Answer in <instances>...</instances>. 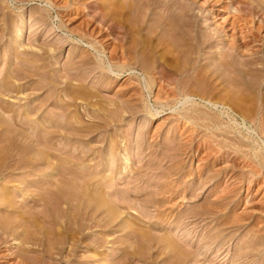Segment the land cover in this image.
<instances>
[{"label":"bare ground","instance_id":"bare-ground-1","mask_svg":"<svg viewBox=\"0 0 264 264\" xmlns=\"http://www.w3.org/2000/svg\"><path fill=\"white\" fill-rule=\"evenodd\" d=\"M89 1L90 0L63 1L65 8L76 7L77 9V7L80 6L81 8L82 6L84 11H80L78 8L80 11L79 13H82L83 16L88 15L86 18H90V20L84 19L86 22L84 21V24L81 23L83 25L82 27L78 26V28L73 30L66 29L65 32L69 38L74 39L73 37H75L78 39V41L84 43L88 48H92L95 54L94 57H92L91 54L93 53L90 51V49L86 50L84 52L86 54H81L79 60H68L67 64L69 65L66 64L67 67L63 66V70L66 72L64 73L65 75H56V71H58L56 70V61L54 60L51 62V60H47L56 56L55 54L59 52L64 46L65 40L53 41L50 39L51 35H49L48 37H44L43 41L48 46L51 45L52 47L46 46V48H44L45 46L43 43L42 45L44 47L35 49L36 45L34 47L31 45L29 47H32L30 51H21L22 53H19L20 56L19 54L16 55L19 68H17L18 66L16 68L13 67V71L9 76L3 75L2 79L0 78V107L3 110L12 112L7 117H5L0 112V179L4 181H2L3 188L0 187V213L2 212L0 214V264H7L8 262L7 255L9 254L4 252L10 250L11 248L9 247L10 244H8L10 239L14 240L13 244H18L19 246L15 252L16 260L18 258L17 264H48V261L53 258V254L59 255L62 259L61 256L64 255L62 253H66L63 258L65 259L64 264L65 262L66 264H69V262L75 260L78 252L80 251L79 249L97 252L103 259L109 255L107 253V244L109 246V243H113V245L118 243V251L121 250L125 252L123 255H121V257L123 256L122 258L110 257L112 261L114 259L113 264H131L135 258L141 260L144 258V261L149 264L151 262L149 260L152 257L148 258L145 251H143V256H145H142V244H140V242H145L143 245H148L149 250L147 246H145L147 248L146 249L142 245L143 249H146L147 251H150L154 246V260L152 259L154 264H218L217 254L218 251H220V247L218 245L224 240L225 237H220V231L217 229V232L214 234L211 233L210 235L207 234L210 231H206L207 233L203 234V238L201 240L197 239L195 242L192 241L194 240L192 239V234L196 231V229L189 233H185V229L184 233L180 234L181 236L178 235V237L169 232L170 230L168 231L165 229L166 231H162L161 235L156 236L157 234H153V238L151 234L152 232H150L151 227L160 229L158 231H161V229H164V226H162L164 222H168L173 216V211L166 213L168 211L165 210V212L161 209L164 206V199L168 197H164V193H171L172 189H175V186L177 185H174L173 183L171 184L170 182L165 183L159 186L155 192L150 189L148 190L149 186H137L138 181L141 180H138V177L137 179L134 178V176L137 172L139 173L143 167L144 169H147L145 166H148L149 162L146 161V164L140 163L139 166L134 168L132 157L129 153L132 150L131 147L129 148L131 145V138L128 135H126L128 137H125L124 134L122 136L123 139L121 138V140H118L113 138L115 136L108 135V137H106L104 134L109 126H113L112 123L114 124L116 121L123 120L125 113H127L129 116H134L140 111H146L151 114V118L162 116L161 112L165 109V107L170 106L172 99L177 98L178 94L180 93L179 90L184 92V89H180L181 85L179 83L181 81L179 82L177 78L179 73L178 68L180 67L179 60H182L180 57H185L184 59H187V61L194 59L195 61L193 60V63L190 64V66H193L196 62H199L200 57H202L201 53L207 46L211 44L216 31L210 32L207 31V29L205 30L204 26L200 27L196 21L197 15L191 11L193 9L190 8V5L183 3L184 1L107 0L106 3H101L99 0H92L91 2ZM207 1L209 0H205V2ZM224 1L226 0H216L215 3ZM253 1L228 0L223 4V7H226V9L229 5L228 2H231V5L237 4L234 9H232L233 17H231V23L235 31L238 29L237 33H240L239 42L241 46L245 48L250 44L249 42L251 40H257L259 37L262 42L264 39V0H255V3ZM50 3H52V7L56 8V17L59 18V24L61 25L63 14L70 13L69 11L71 8L64 10L62 9L63 6H60L59 4L57 5L56 3L55 5L53 2ZM173 5L176 6L175 9H173ZM154 8L158 9L157 13L156 11H153L155 10ZM150 9L151 12L148 13V10ZM130 10H133L132 12L135 11L134 13H137L138 17L140 14L142 16L148 14L149 16L154 15V17L155 13L157 14V17L151 18L154 21V25L152 24L150 27L152 28L153 32L156 29H160L161 32L163 29V31L166 32L165 34L167 37L164 36V38H162L159 36V43L156 42V44L158 43L157 46H161V49H158V47L155 46L156 44H154V50L149 49L150 51L146 50L147 53H145V51L142 49H140L142 50L141 52L135 47V41L131 39L132 32L135 30L132 28L131 24L128 23L129 18H127L131 13L128 16L126 15ZM211 14H213L212 11ZM35 16L31 20V17L28 18L26 22H29L30 24L32 22L33 24L40 22L37 24H41V26L43 25L46 27L47 24L44 22H47V19L50 17V10L45 9L44 12L41 11V14H37V16ZM256 16L257 21H255ZM143 18H146V16ZM146 20L142 19V22H145ZM248 20L253 23V25H255L253 27H248V29L245 30V27H241L242 25L240 22H244L243 26H245ZM0 21L2 22L0 30H3L0 32V41L4 37L10 39L13 36H11V33L15 31V34L17 35L14 34V36L16 37L15 41L17 43V41L22 38L21 34L23 33L24 29V26L22 25L23 23H21L20 26H15L10 23L11 21L8 22L6 17L2 18ZM133 21H135V17ZM135 24H137V22ZM198 26L201 28V30H199ZM226 34L227 33L224 31L223 36H226ZM38 36L41 37V33ZM40 37L31 40L36 43ZM231 40L232 39H229V42ZM236 49H238V45ZM138 53H142L143 55L141 54V56H144L146 61L152 62L150 64L146 63V65L142 64L140 69L141 73L134 72L137 71L136 66L134 67V62L139 60L137 59ZM23 54L24 56H22ZM102 54L106 56V60ZM7 55V64H9L10 58L14 56L12 54H8V52ZM217 56L209 55V58L212 60L210 64L212 63L213 66H215L214 69L218 70L216 66L223 64V62L228 64V66L231 65V52L220 55L224 56V61L221 63L220 61H217L219 59V56L218 59ZM41 61H43L42 64L40 63ZM37 62L41 65H36L38 64ZM185 62L183 65L187 64ZM190 62L191 61H189V63ZM209 66L210 65H208V67ZM221 66L222 65H220V67ZM223 66L220 69L225 68ZM246 66L248 65L246 64ZM239 69V71H241L242 68ZM243 70H246V68ZM230 71L235 70L233 69ZM126 72L128 75H132V78H134L133 86L126 91V93L129 94V99H124L123 101L117 103L112 101V103H110L112 107L110 108L107 107L109 105L104 106L102 103L104 100H101L103 98H101L102 94L100 93V88L110 85L109 79H112L111 74L120 77ZM224 73L226 74V72ZM33 77H37V79ZM13 79H19L21 81L22 79L32 80L33 82H30V90L33 91V94L34 92L36 93L43 91L45 93L48 91L49 93L45 97V100L50 101L49 105L50 107L52 105L54 110H50L47 116L44 115L45 117H41L42 112L39 113V111L42 108V104H45V102L42 103L43 99L39 100L40 102H38V104L36 102L35 104L34 102L30 101L24 105V110L21 108L23 113L19 111L20 109H18V107L15 109L12 106L11 109V106L9 107V102H4L3 95L10 93H15V95H17L18 93L24 91L22 88L23 83H16L14 82L15 80L12 81ZM85 82L90 83L92 90L90 87V89L87 88V86L84 84ZM182 82L184 81L182 80ZM162 83H164V85ZM171 83L180 86H176L175 89H172ZM165 84L170 86L166 87ZM153 85L159 87L157 92L154 94V101L160 108H156L154 112H152L151 109L147 107V101L145 98L146 95L144 93V89H146L150 95L152 93ZM93 88L95 90H93ZM27 89L29 90V88ZM60 90H67L68 92H66L67 94L65 93L66 95L59 100V96L57 95ZM122 95H124V93ZM222 97L225 98V96ZM22 99L26 98L23 96ZM132 99L138 100L140 103H137L136 101L135 103H132ZM185 99L186 101L189 99L192 100L191 95L186 94ZM211 101L208 100L209 103H212ZM79 103H81L80 105L83 104V106H85L83 108L84 111L83 109H80L82 113L79 110ZM192 105L194 106V104ZM228 107H226V109ZM13 108L15 110H13ZM190 108L192 109V107ZM2 109L0 111L3 112ZM247 110L248 109H246V111ZM186 113H182V116L185 119H189V116ZM84 116L89 117V120L83 122V118H85ZM195 117L196 116H194L192 119H195ZM190 120L191 118L188 121ZM148 135L149 133L146 132L144 134H140L139 138H133L135 139V144L137 143V145H139V150L137 149L138 151H136V154L138 155L136 156L141 155V152L145 153L144 150L146 149L145 144L147 143L146 141L148 140ZM55 137H58L57 141H53ZM95 149L98 150L95 151ZM95 152H97V155ZM97 156L100 157V160L98 159L95 161V164H97L98 167L91 163V161L96 159ZM133 157V159H138V162H142L143 160L141 156L138 158L135 157V154H133ZM51 158L54 159L52 160ZM26 164H30L31 168H29L32 170L30 172L27 171V174L25 173L26 176L24 174L25 177L16 179V181L18 180V183L16 182L17 184H13V186L16 185V187L13 189L14 191L7 190L6 187H9L7 185L13 183V180H15L13 175H15L17 172L16 170L22 165L24 166ZM38 165H45L48 171L46 173H39V171H37L36 173V170L42 169V167L40 168ZM38 173L40 174L39 179H36V177H38L36 176ZM34 175L36 177H34ZM127 177H133V180H130V178L127 179ZM122 180L128 184L131 182H137V184H133V186L131 185L132 187H127V189L124 188L125 190L121 191V189H123L122 187L120 191H116V188L117 190L120 188L118 187V182ZM178 182L180 183V181ZM113 192L115 195H113ZM20 193L24 194L25 196L27 195L28 199H23L24 201L19 200L20 202L15 200V197L20 196ZM140 195L143 196V198H140ZM137 205L141 206L139 211L135 208ZM151 207L156 211H154L155 213L153 217H156L157 220H154L152 223H150V221L149 225H146L145 223L142 225L143 227L139 226L136 221L145 222L143 221L144 219H141V216L147 215V213L150 211L149 208ZM133 208L136 210L134 211ZM124 209H133V212L131 213L134 215V217L132 216L130 219L128 216L129 221L122 218V214L124 213L125 218L127 217V212L124 211ZM191 210H188L187 212L184 211L185 213H178L179 215L175 217L178 219L176 222V227L174 226V228L180 229V227L182 228V226L193 222L196 225L195 227L193 224L194 228L198 227L199 219L197 215L193 216L195 218L189 216V214L192 212ZM204 210L209 212L208 208ZM195 212L197 213L198 211ZM199 212L201 211L199 210ZM137 213L138 215H141V218L136 215ZM192 214L195 213L193 212ZM196 220L198 222L195 223ZM93 226H97L99 229H101L98 231L100 232V235L92 236L89 234L88 229L92 228ZM108 227L109 229H107ZM111 228H113V230ZM114 233H118L116 238H112V234ZM150 242H153V244L150 245ZM31 244H35L41 249L38 248L37 251V249L29 247ZM246 247L247 246L244 248ZM242 249L243 248H239V250L237 249V252H233V254L230 256L229 263L226 264H236L237 261H240L241 264H244L243 262L246 263V259L250 258V252L246 250L244 251ZM30 251L34 252L35 255L30 256L28 254ZM46 258L48 260H46ZM115 258L118 259L115 261ZM16 260H14L15 262H13V264L16 263ZM84 260L85 259H82L81 262H84ZM50 261L49 264H56L50 263ZM262 264H264V262Z\"/></svg>","mask_w":264,"mask_h":264},{"label":"rangeland","instance_id":"rangeland-1","mask_svg":"<svg viewBox=\"0 0 264 264\" xmlns=\"http://www.w3.org/2000/svg\"><path fill=\"white\" fill-rule=\"evenodd\" d=\"M63 1L64 0H49V1L48 0H0V18L2 19L6 17L8 22L11 21L10 23H12L13 25L20 26L21 23H23L22 25L24 26L23 33L21 34L22 38L19 41H17V43L15 41L16 37L14 36V34L16 33L15 31L11 33V36L12 35L13 36L10 39H8L7 37H4L0 41V78L1 79L3 75L9 76L13 71V67L16 68L18 66L17 68H19L18 59L16 58V55H18L19 53L21 54L22 52H25L28 50L30 51L32 47L31 48L29 47L31 45L33 47L36 45L35 49L44 47V46H45L44 48H46V46L52 47L51 45L48 46L43 41V38L48 37L49 35H51L50 39H52L53 41H57V40L64 41L65 40L64 46L60 49L59 52L55 54L56 56L52 57L51 59L49 58V60H47V61L51 60V62L54 60L56 61V65H57L56 70H58L56 71V75H60V76L65 75L64 73L66 72L65 70H63V66H66L68 60H72V59L73 61L79 60L81 54L82 55L86 54L84 53L86 50L90 49V51L93 53L91 55L92 57H94L95 54L92 48H88L84 43L78 41V39L75 37H73L74 39L69 38L65 32L66 29L73 30V29L78 28V26L82 27L83 26L82 24L86 22L85 20L86 19L90 20V18H86L88 15L83 16L82 13H79L80 11L84 9L82 6L81 8L80 6L77 7V9L76 7L75 8L74 7L65 8L64 7L65 5H63L64 3ZM91 1L92 0H90L89 2ZM99 1L101 3H106L107 0H99ZM120 1H126V0H120ZM179 1L181 2L184 1L183 3L190 5V8L193 9L191 11L195 13V15H197L196 21L200 25V27L204 26V29L205 30L207 29V31H210V32L216 31V33L214 34V38L211 41V44L207 46L204 49V51L201 53L202 57H200V61L196 63L194 62L195 66L194 65L193 66L195 68L193 66H190V64L193 63L194 59L189 60L191 61L189 63L187 59H184L185 57L184 58L183 56L180 57L182 58V60L181 61L179 60L180 67L178 68L179 73H178L177 78L179 82L180 81L181 82L180 83L177 82V83L181 85L180 89L182 90L184 89V92H181L179 90L180 93L178 94L177 98L172 99L171 101L172 104L170 103V106L165 107V109L161 112L162 116L151 118L152 117L151 114H149V112H146V111L138 112L137 113L138 115L137 114L134 115L135 117L132 115L129 116L127 113H125L124 119L121 121H116L114 124L112 123L113 126H109V128L104 132V134L106 137H108V135L115 136L113 138L118 139V140H121V138L123 139L122 136L124 134H125L124 135L125 137L129 136L131 138V145L129 146V148L131 147L132 150L130 149L131 151L129 153H130V156L132 157V163L134 165V168L139 166L140 163L144 164L146 161L149 162L148 166H145V168L147 167V169H144L143 167L141 169L142 171L140 170L139 173L137 172L138 174L136 173L135 176L132 173L134 178L137 179L138 177V180H141V181H138L137 186L139 185L149 186L148 190L150 189L155 192L159 186L165 183L170 182L171 184L173 183L174 185L175 184L177 185L175 186V189L174 188L172 189L171 193L170 192L164 193L165 195L164 197L166 196L168 197L164 199V206L161 209L164 211L165 210L168 211V212L165 211L166 213L173 211V216L170 218L168 222L167 221H165L166 223L164 222L165 225L164 224L162 225L164 226L163 230L161 229V231H158L160 229L151 227L150 232H152L151 234L153 238L155 234H157L156 236L161 235L162 231H166V230L168 231L170 230L169 232H171L174 236L176 235L178 237V235L184 233L185 229H186L185 233L193 232L192 230L196 229L195 232L197 233L195 232H193V234L191 233L192 236L194 237V238L192 237V239H194L192 241L195 242V240L197 239L201 240L203 238L204 233H207L210 231L209 233H207L210 235L211 233L214 234L215 232H217V230H219L221 234L220 237H223V238L225 237V238L218 245L220 247V251H218V254H217L218 264L229 263L230 256L233 254V252H237V249L239 250V248L240 249L243 248L242 250L244 251L246 250L250 252L249 254H250L251 259L247 258L246 263L243 262L244 264H262L264 262V39L261 42L260 38L258 37L257 40L256 39L251 40L249 42L250 44L246 48L241 46L239 42L240 33L239 32L237 33L238 29H236L235 31L231 23L232 22L231 17H233L232 9H234V7L237 4L231 5V2H228L229 5L227 6V9H226V7H223V4L228 0L224 2H220V3H215L216 0L207 1L209 3L212 1L210 4L205 2V0H179ZM50 2L63 6L62 9L64 10L71 8V10L69 11L70 13L63 14L61 25L59 24V20H58L59 18L56 17L57 15L55 11L56 8L52 7V3ZM174 5H173V9H175L176 7ZM78 8L80 9V11L78 10ZM221 8L223 11L221 10ZM45 9L50 10V17L47 19V22L46 21L44 22L45 24L48 25V26L46 25L47 28L44 27L43 25L41 26V24H37L40 22H36L34 24L33 22L31 24L29 22H26L28 18L31 17L30 20L33 19L35 15L37 16V14L38 15L41 14V11L44 12ZM157 10L158 9H155L153 11H156L157 13ZM132 11L133 10H130L129 13L126 15L128 16L131 13L127 18H129L128 23L131 24L132 28H134L135 30L132 32V37H131V39L134 40L136 43V44L134 43L135 47L139 50L142 49L143 51H145V53H147V51L154 50V47L157 46V44L159 43L158 41L160 40V37L162 38H164V36L167 37V35L165 34L166 32H164L163 29H162V32L160 31V29H156L158 31L155 30L156 32L155 31L153 32L150 25L151 26L152 24L154 25L153 23L154 21L153 19H151L152 17H154V15L149 16L148 14L151 12V9L148 10L149 11L147 13L148 15L142 16L140 14L139 17L137 16V13L136 14L134 13L135 11L134 12ZM211 11L213 12V14H211ZM156 13H155V17H157ZM141 16H142V19L144 20L147 19L149 22L147 20L145 21L146 23L142 22ZM145 16L146 18H143ZM134 17H135V21H133ZM21 18H22V21H21ZM255 21H257V16H256ZM136 22L138 25L135 24ZM240 23L242 25V26L240 25L242 28L245 27V30H247L248 27H253L255 25V24L253 25V23H251L249 20L245 26H243L244 22H240ZM1 25H2V22L0 21V26ZM200 27L198 26L199 30H201ZM1 31L3 30L1 29L0 32ZM224 31L227 33L226 36H223ZM40 33H41V37L38 36ZM37 37H40L39 40L36 41V43L33 42V40L37 39ZM228 38L232 40L229 42ZM156 42L158 43L156 44ZM43 43H44V46L42 45ZM154 44L156 45L154 46ZM237 45H238V49H236ZM157 47L158 49H161L160 45ZM247 49H249L250 51ZM142 50L140 51L142 52ZM7 52L8 54L10 55L12 54L15 57V59L14 57L10 58L9 64H7V60H8ZM227 52L228 53L231 52L232 54V60H231L232 63L229 66L228 64L223 62L224 56H220V55L226 54ZM141 54L142 53H138L139 57L137 55V59L139 60L134 62V67L136 66L137 68L136 69L137 71H134L136 73L137 72L141 73L140 69H141L142 64L146 65V63H149V64L152 63V62L146 61V59H144V56H141ZM209 55L210 56L218 55L219 59L217 56V59H218L217 61H220V63L223 62V64H220V63L219 64L222 66L224 65L223 67L225 68L220 69L222 66L220 67V65H218L216 66L218 70L214 69L215 66H213L212 63L210 64L212 60L209 58ZM22 56H24V54ZM102 56L104 57L105 60L107 59L104 54H102ZM183 60H185L186 62ZM42 62L43 61H41L40 63L42 64ZM169 62L171 63L170 60ZM184 62L187 63L188 65L187 64L183 65ZM40 63L38 64L35 63V64L39 65ZM246 64L248 66H246ZM208 65L210 66L208 67ZM239 68H242L241 71H239L240 70ZM244 68H246V70H243ZM233 69L235 71H230ZM224 72H226V74ZM233 72L235 73V75ZM111 75H112V79H109L110 85L100 88L101 90L100 93L102 94L101 98H103L101 100H104L102 101V103L104 104V106L109 105L107 106L109 108L112 107V105H110L112 101L117 103V102L123 101L124 99L126 100L129 99V94L126 93V91L130 89L134 83L133 81L134 78H132V75H128L127 72L124 73L123 76H120V77L115 76L113 74ZM33 78L37 79V77H33ZM181 79L184 82H182ZM14 80L15 79H13L12 81ZM31 81L32 80H29V79H24V80L22 79V81L19 79L15 80L14 82L16 83L17 82H21V84L23 83L22 88L24 91L20 92L22 94L16 93L17 95H15V93L3 95L4 102L5 103L9 102V107L11 106L10 107L11 109H12V106L15 109L18 107V109H20L19 111L23 113L24 105H26L30 101L34 103L36 102L38 104V102H40L39 100L43 99L42 103L45 102V104L44 103L42 104V108L39 111V113L42 112L41 117H45L44 115L47 116L50 110L53 109L52 105L51 107L49 105L50 101L45 100V97L48 95L49 92L46 91L44 93L42 91V92H36L37 94L34 92L33 94V91L30 90ZM84 84L87 86V88L90 87V83L85 82ZM162 84L164 85V83ZM171 84H172L171 86L172 89H175L176 86L177 87L180 86L174 83H171ZM165 86L169 87L170 85L167 86L165 84ZM27 88H29V90ZM158 88H159L158 86L156 87L155 85H153L152 93L150 95L148 94L147 90L144 89V93L146 95L145 98L147 101L146 105L148 108L151 109L152 112H154L156 108H159L156 102L154 101V94L157 92ZM93 90L95 89L93 88ZM191 91L193 94L191 93ZM210 91H212L213 93ZM66 92L68 91L60 90V92L57 95L59 96L58 99L60 100V98L64 97L67 94ZM123 93L124 95H122ZM186 94L191 95L192 100L189 99L186 101L185 99ZM16 96L20 97L21 99L17 98ZM23 96L26 99H22ZM222 96H225V98ZM208 100L209 101L212 100L211 101L212 103H209ZM131 101L132 103H135V101L137 103H140V101L138 100L132 99ZM220 103L221 104L223 103V104L221 105ZM80 104L81 103H79V110L80 109L82 110L85 106H83V104L82 105ZM192 104H194L195 107ZM19 105H21L22 107ZM225 106L226 107L230 106V107L226 109ZM190 107H192V109ZM14 108L13 110H15ZM21 108H23V110ZM1 109L2 108L0 107V110ZM246 109L248 110L246 111ZM0 112L5 117L9 116V114L12 113L11 111L9 112L7 110H3V112L2 111ZM184 112L185 113L187 112L186 114H188L189 116L188 118L189 119L191 118L190 121H188L189 119H185L182 116V113ZM194 116H196L197 118L195 117V119H192L194 118ZM84 117H85L83 118L84 121L82 120L83 122H86L89 120V117L87 116H84ZM146 132L149 133L148 140L150 141L148 140L146 141L147 142L145 144L146 149L144 150L145 153L141 152L142 153L141 155L136 156L138 155L136 154V151L139 150L138 149L139 145H137V143L135 144L134 140L136 139V137L139 138L140 134H144ZM57 138L58 137H55L53 141H57ZM97 150L98 149H95V151ZM95 154L97 155V152H95ZM133 154H135V157L137 158L141 156L143 158L142 162H138V159L136 158H135L136 160L133 159L134 158ZM98 157L99 156H97V158L95 157L96 159H93L92 160L93 162L91 161V163L94 164L95 166H97V164H95V161H97L98 159L100 160V157L99 158ZM54 158H51V159L53 160ZM26 165L24 166L22 165L20 168H18L20 170L18 169L16 170L18 173L16 172L15 175H13V178H15V180H13V183H10L9 185H7L9 186V187H6L7 190L14 191L13 189L16 187V185L13 186V184L18 183L17 182L18 180L16 181V179L25 177L27 174V171L30 172L32 170L30 169L31 168L30 164H26ZM38 167L40 168L42 167V169L39 170L37 168L38 170H36V173L37 171H39V173H46L48 171L45 165H42V166L38 165ZM149 167H153V168H149ZM39 173L36 175L38 177L34 175L36 179L37 178L39 179V175H40ZM128 178L130 177H127V179ZM130 180H133V177H131ZM176 180L180 181V183ZM2 181L3 180L0 179L1 188H3L2 183L4 182ZM131 183L129 184L127 182L125 183L123 180L118 182V187L120 188H118V190L116 188V191H120L122 187L123 189H121V191L127 189V187L129 188L132 187L133 184L134 185L137 184V182H131ZM19 195L21 197L17 196L15 197V200L22 201L23 199H28L27 195L25 196L24 194H21V193ZM113 195H115L114 192H113ZM140 198H143V196L140 195ZM140 207L141 206L139 205L135 206V208L138 211L139 209H141ZM206 208L209 209V212L204 210ZM133 209L132 210L124 209V211L127 212L126 213L127 217L125 218V213H124L122 214V218L129 221V218L131 219L132 216L134 217V215L131 213L133 212ZM136 209H134V211ZM198 209L202 213L199 212ZM149 210L150 211L147 213V215L141 216L140 214L138 215V213L136 214L138 215V217L141 216L142 218L141 217L140 218L144 219L143 221H145V222L136 221L139 224V226H142L145 223L146 225L147 224L149 225L150 223L154 222V220L155 221L157 220L156 217L155 218L153 217L154 213L156 212L154 208L151 207L149 208ZM188 210L192 211L191 214H189V216L193 217L194 215L195 216L197 215L199 219V220L197 219L199 221L198 227L194 228L195 224L193 222V223H188L185 226H182V228L184 227L183 229L181 227L180 229L174 228V226L176 227V224H177L176 222L178 219V218L176 219L175 217H177V215H179L180 213L184 211L187 212ZM195 211H198V212L196 213ZM193 212L195 214H192ZM197 220L195 221V223L198 222ZM107 229H109V227ZM111 229L113 230V228ZM99 230H101L99 229V227L93 226L92 228L88 229V232L92 236L93 235L95 236V235H100L99 234L100 232H98ZM112 235H113L112 238L113 237L116 238L118 233H114ZM13 241L14 240L10 239L8 244H10L9 247L11 248L10 250L4 252V253L9 254L7 255L8 256L7 264H13V262H15L14 260H16L15 252L17 251L16 249H18L19 246L18 244H13ZM153 242H150L149 244L152 245ZM144 243L145 242L143 243L140 242V244L142 245ZM117 244L113 245V243L111 244L109 243V246L107 244V248H108L107 253L109 255L106 256V258L104 257L103 259L102 257H100V254H98L97 252H94L92 250L87 251L86 249H79L80 251L78 252L75 260H72L71 262H69V264H109V263L113 264L114 259L112 261L111 259L112 257L122 258L123 256L121 257V255L125 253L121 250L118 251ZM142 245H141L142 256H143V251H145L147 254L146 256L148 258L152 257L149 260L151 261L149 264H154V261H153L154 260V246L150 251H147L146 250L147 248L149 250L148 245L147 244L143 245L144 247L147 246V248L145 247L146 249H143ZM245 246L247 247L244 248ZM29 247L33 249H37V251H38V248L41 249L40 247H37L35 244H31L29 245ZM28 254L30 256L35 255V253L31 251ZM62 254H64L63 256H61L62 259L60 258L59 255L53 254V258L50 259L51 261L49 260L50 263L64 264L65 259L63 258L66 253H62ZM118 258H115V261ZM82 259H85L84 262H81ZM46 260L48 259L46 258ZM134 260L132 261L131 264H145L146 263V261H144V258L142 260L135 258ZM49 261H48V264H49ZM17 263H18V258L16 260V263L14 264H17ZM236 264H241V262L237 261Z\"/></svg>","mask_w":264,"mask_h":264}]
</instances>
